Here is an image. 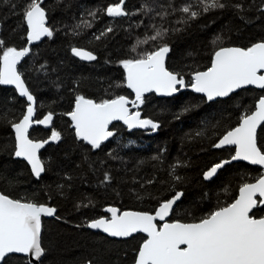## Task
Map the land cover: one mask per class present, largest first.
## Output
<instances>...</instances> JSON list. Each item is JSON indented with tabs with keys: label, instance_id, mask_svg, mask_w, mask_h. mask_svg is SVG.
<instances>
[{
	"label": "trees",
	"instance_id": "trees-1",
	"mask_svg": "<svg viewBox=\"0 0 264 264\" xmlns=\"http://www.w3.org/2000/svg\"><path fill=\"white\" fill-rule=\"evenodd\" d=\"M11 2L17 5L15 9L0 0V38L5 40L6 47L20 49L27 45V26L20 14L25 0ZM116 2L118 0H43L42 6L48 10L47 23L55 29L54 35L31 45L30 53L18 66L36 97L35 119H41L50 111L54 114L49 127H33L29 137L44 140L53 129L61 133L60 141L48 144L40 153L46 171L39 179L32 175L24 161L10 154L14 150V135L10 126L0 123V191L13 198L35 197L39 203L57 210L54 216L41 219V243L46 252L39 264H84L87 260H92L93 264H132L145 240L143 235L117 240L85 228L88 221L105 216V207L153 213L160 200L174 194L171 188L175 184L176 190H183L185 195L174 206L169 220L190 222L232 202L241 184L251 183L261 175L259 167L235 162L218 170L210 180L203 177L211 166L234 154L233 148L216 149L212 145L237 125L242 114L254 109L259 97L264 96V89H242L211 102L189 91L170 98L150 94L137 110L144 118L160 121L161 127L156 132H129L122 124L113 123L110 130L115 135L95 150L76 138L65 113L73 109L77 94L97 102L117 95L132 98L124 85V69L119 61L135 55L131 49L138 37L142 39L146 33L151 34L148 27L151 23L184 29L166 37L172 49L166 66L184 72L185 79H190L187 73L210 66L215 49L211 41L216 35L222 37L223 46L247 47L264 40V12L259 10L262 0H224L229 5L227 8L204 13L189 25L175 24L182 15L179 12L161 21L142 14L113 18L102 11ZM144 2L125 0V8L135 13ZM171 2L179 8L189 0ZM237 2L243 4L242 10L232 7ZM154 3L166 4L167 0H154ZM97 9L101 11L93 26L82 35H72L71 27L82 14ZM109 26L113 27V32L101 40L94 39V35ZM73 46L93 51L97 59L79 61L71 53ZM151 47V44L143 45L137 51L151 50ZM41 65H45V69L39 70ZM26 105L14 89L0 85V113L7 111L9 119L19 120ZM186 105H192V110L174 119ZM198 131L204 134L186 138L195 136ZM257 131L258 146L264 150V124ZM4 146L7 150H3ZM110 152L117 158L109 156ZM157 154L161 159L152 160ZM178 160L182 166L177 168L176 174L183 180L176 183L169 173L170 166ZM105 171L110 172L113 179L101 183ZM150 179L155 182L145 183ZM58 185H63V189H58ZM77 204L82 206L78 209ZM254 214L264 216V206L254 209ZM6 264H28V260L12 254L6 258Z\"/></svg>",
	"mask_w": 264,
	"mask_h": 264
},
{
	"label": "snow or ice",
	"instance_id": "snow-or-ice-1",
	"mask_svg": "<svg viewBox=\"0 0 264 264\" xmlns=\"http://www.w3.org/2000/svg\"><path fill=\"white\" fill-rule=\"evenodd\" d=\"M2 2L11 4L13 9L17 7L11 0ZM42 3L43 0H25L21 6L20 14L27 26L26 39L29 45L40 41L42 37L54 35L55 29L49 27L47 23L48 10ZM228 6L224 0H195V3L189 0L176 8L171 0L159 5H156L154 0L152 3L145 0L135 13H129L125 8V0H118L102 11L113 18L142 14L150 16L153 20L159 18L161 21L179 12L182 15L175 24L189 25L204 13L223 10ZM232 7L242 10L244 6L237 2ZM259 10L264 12V0ZM99 11L101 10H87L82 14V18L71 27V34L79 36L84 30L90 29ZM140 24H143V20ZM148 27L151 34L146 33L142 39L138 37L131 49L135 55L119 61L125 71L124 84L135 93V99L129 100L127 96L117 95L97 102L77 94L73 109L65 113L71 119L76 138L86 142L93 150L99 149L104 141L115 135V132L109 129L113 121H123L129 130L140 128L156 132L161 127L160 121L142 118L139 110L129 109L130 104L133 108L139 109L145 102L146 93L155 92L170 97L190 88L195 93L204 94L207 101H215L217 98L230 97L237 89L248 85L264 89V40L247 47L223 46L222 37L216 35L211 41L215 49L210 66L203 71L187 73L190 79H185L184 72L170 70L166 66V57L172 50L166 37L169 33H178L184 29L168 28L156 23H151ZM111 32L113 27L109 26L98 35H94V39L101 40ZM149 44L152 45L151 50L137 51L141 46ZM30 51L28 46L20 49L6 47L5 40L0 38L2 52L0 85H14L19 95L25 97L27 101L22 118L9 119V114L5 111L0 113V123L10 126L15 134L14 150L10 154L27 161L32 175L39 179L46 171V167L38 152L49 141H60L61 133L53 129L46 140H34L29 137V128L33 124L50 125L54 115L50 111L43 119H33L36 112V97L26 85L23 74L17 70V65ZM71 53L85 61L97 59L93 51L83 47L73 46ZM45 67L41 65L39 70ZM192 107L184 106L173 118L180 119L183 114L191 111ZM262 124L264 96H260L256 101L254 110L242 114L237 125L228 129L219 141L212 145L217 149L235 145V154L205 171L204 179L210 180L218 170L232 161L243 160L253 165L264 166V150L257 143V128ZM203 134V131H198L195 136L187 135L186 138L194 139ZM3 150H7V146H4ZM109 156L117 158L111 152ZM151 159L159 161L161 156L157 154ZM180 166L182 162L179 160L170 166L169 175L176 183L183 180V177L176 174ZM112 179L111 173L105 171L101 183L111 182ZM154 182V179L145 181L147 184ZM63 187L58 185V189ZM171 191L174 194L170 198L160 200L154 213L120 211L109 206L106 212L111 213L110 217L92 219L86 226L90 229H100L111 237H131L134 233H146L147 239L140 244L133 264H264V216L257 217L254 214V209L264 206V174H261L254 183L241 184L239 195L232 202L220 205L199 218H193L190 222L180 219L171 222L166 220L175 211L174 206L185 195L183 190H176L175 184L172 185ZM81 206L77 204L78 209ZM56 211L54 206L39 203L35 197L13 198L0 191V264H6V258L12 254L31 257L28 264L41 261L46 252L41 243V217L54 216ZM157 220L163 221V224L158 226ZM84 264H93V261L87 260Z\"/></svg>",
	"mask_w": 264,
	"mask_h": 264
},
{
	"label": "water",
	"instance_id": "water-1",
	"mask_svg": "<svg viewBox=\"0 0 264 264\" xmlns=\"http://www.w3.org/2000/svg\"><path fill=\"white\" fill-rule=\"evenodd\" d=\"M45 37H42L41 38V40L40 41H36V42H34V43H32L31 45H34V44H37V43H39V42H41L43 39H44ZM31 45H29L28 43H27V45L26 46H28V47H30ZM73 55V54H72ZM74 56V55H73ZM75 57V56H74ZM25 58V57H24ZM24 58H22V60L20 61V63L17 65V70H18V66L21 64V62L23 61V59ZM75 58H77L79 61H83V62H88V61H85V60H81L80 58H78V57H75ZM166 60H167V57H166ZM89 62H92V61H89ZM205 70V69H204ZM124 72V80H125V71H123ZM125 85V84H124ZM1 86H3V87H9V88H12V89H14L15 91H16V93L18 94V96L19 97H21L20 95H19V93H18V91L16 90V88H15V86L14 85H1ZM125 87H126V85H125ZM127 88V87H126ZM247 88H254V89H256V90H262V89H260V88H258V87H256L255 85H248V86H245L244 88H242L243 90L244 89H247ZM130 92H131V94H132V98H129V100H134L135 99V93L131 90V89H129V88H127ZM242 89H237L236 90V92H238V91H240V90H242ZM184 91H189V92H192V94H196V95H200V96H202V97H204L205 99H206V97L204 96V94H202V93H195L194 91H192L190 88H186V89H183V90H181L179 93H177V94H174V95H172V96H170V97H173V96H176V95H180V93H182V92H184ZM150 94H154V96H156V97H158V98H170L169 96H163V95H160V94H157V93H155V92H151V93H146L145 94V96H148V95H150ZM21 98H23L25 101H26V98L25 97H21ZM225 98H227V97H225ZM225 98H217L216 100H218V99H225ZM209 102H211V101H209ZM26 103H27V101H26ZM74 107V106H73ZM129 109H130V111H137V109H135V108H133L132 107V105L130 104L129 105ZM25 110H26V108H25ZM254 110V109H253ZM68 117V116H67ZM142 117V116H141ZM22 118V117H21ZM142 118H144V117H142ZM33 119L34 120H37V119H35V115H34V117H33ZM41 119H43V117L41 118ZM68 119L70 120V122H71V119H70V117H68ZM113 123H120V124H122L127 130H129L128 128H127V126L124 124V122L123 121H113L110 125H109V129L111 128V126H112V124ZM51 125V124H50ZM50 125H40V124H33L30 128H29V132H30V130L33 128V127H36V126H41V127H49ZM71 126H72V122H71ZM261 126H259L258 128H257V130L260 128ZM73 128V127H72ZM74 129V128H73ZM131 130H141L142 132L143 131H149V130H145V129H140V128H134V129H131ZM131 130H129V132L131 131ZM12 132H13V135H14V140H15V134H14V131L12 130ZM74 133H75V131H74ZM257 133H258V131H257ZM50 137V136H49ZM48 137V138H49ZM48 138H46V139H48ZM111 138V137H110ZM109 138V139H110ZM46 139H44V140H46ZM108 139V140H109ZM13 140V141H14ZM107 140V141H108ZM82 141V140H81ZM107 141H104L103 143L105 144V142H107ZM219 141V140H218ZM217 141V142H218ZM84 142V141H83ZM216 142V143H217ZM51 143H53L52 141H49V143L48 144H51ZM86 143V142H85ZM48 144H46L42 149H40L39 150V152H38V155L40 156V153H41V151H43V149L48 145ZM87 144V143H86ZM90 146V145H89ZM224 147H230V148H233V150H234V154H235V145H226V146H224ZM224 147H222V148H224ZM217 149V148H216ZM220 149V148H219ZM233 154V155H234ZM16 159H19V160H22V161H24L26 164H27V166H29V169H30V165L27 163V161H25L23 158H16ZM230 159V158H229ZM225 160V159H224ZM235 162H243V163H245V164H248V165H250V166H255V167H259V169H261V174H264V166H260V165H253V164H251L250 162H248V161H243V160H237V161H232L231 163H235ZM212 167V166H211ZM210 167V168H211ZM31 171V170H30ZM207 171V170H206ZM204 177V176H203ZM215 177V176H214ZM212 179V178H211ZM255 181H252L251 183H254ZM239 195V189H238V192H237V195H235V198L237 197ZM109 207V206H108ZM112 207V206H111ZM158 207V206H157ZM156 207V208H157ZM106 208L107 207H105L104 209H103V212H104V214H105V216L106 217H110L111 216V213H108V212H106ZM117 208V207H116ZM119 209V208H118ZM120 211H126V210H120ZM131 211H134V210H131ZM155 211V210H154ZM154 211H153V213H154ZM170 216H171V214H170ZM170 216L169 217H167L166 218V220H168V222H171L170 220H169V218H170ZM49 217H52V216H42L41 217V219L42 218H49ZM156 223H157V225L159 226V225H162L163 224V221H159V220H157L156 221ZM42 228V227H41ZM85 228H87V229H89V230H91V231H93V232H99V233H101L102 235H105V236H107V237H109V238H113V239H117V240H121V239H127V238H130V237H111V236H108L106 233H104L102 230H100V229H90V228H88L87 226L85 227ZM136 234H141V235H143L144 237H145V239H147V234L146 233H134L132 236H134V235H136ZM131 236V237H132ZM138 251V250H137ZM15 255H18V256H23V257H26L27 258V260L29 261V260H31L32 258L31 257H28V256H25L24 254H15ZM33 264H39V262H35V261H33ZM133 264V263H132Z\"/></svg>",
	"mask_w": 264,
	"mask_h": 264
}]
</instances>
